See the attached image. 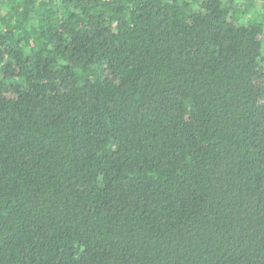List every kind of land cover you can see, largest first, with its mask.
<instances>
[{
	"label": "trees",
	"instance_id": "16d2710c",
	"mask_svg": "<svg viewBox=\"0 0 264 264\" xmlns=\"http://www.w3.org/2000/svg\"><path fill=\"white\" fill-rule=\"evenodd\" d=\"M0 264H264V0H0Z\"/></svg>",
	"mask_w": 264,
	"mask_h": 264
},
{
	"label": "built area",
	"instance_id": "2783aa9c",
	"mask_svg": "<svg viewBox=\"0 0 264 264\" xmlns=\"http://www.w3.org/2000/svg\"><path fill=\"white\" fill-rule=\"evenodd\" d=\"M107 1H109V0H107Z\"/></svg>",
	"mask_w": 264,
	"mask_h": 264
}]
</instances>
